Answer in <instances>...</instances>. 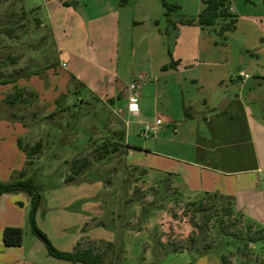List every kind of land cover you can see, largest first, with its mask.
<instances>
[{
  "label": "crops",
  "instance_id": "obj_1",
  "mask_svg": "<svg viewBox=\"0 0 264 264\" xmlns=\"http://www.w3.org/2000/svg\"><path fill=\"white\" fill-rule=\"evenodd\" d=\"M230 3L237 16L236 29L220 43L213 32L198 26L202 3L188 25L184 19L169 22L163 5L162 18L150 14L147 0H129L125 6H120L119 0H46L47 24L54 59L58 58L55 65L65 81L59 92L66 95L76 84L78 97L88 92L118 106L127 119L125 142L130 148L126 158L130 165L147 175L172 177L182 196L226 200L245 221L264 229V0ZM139 9L138 16L132 18L130 12ZM185 26L192 28L194 36L182 45ZM87 38L91 43L95 38L103 46L97 56H89ZM107 39L113 45L111 56L105 54ZM124 47L133 55L141 54L140 70L130 67L125 74L120 72ZM63 55L68 56V63ZM20 81L23 79L12 85L24 90ZM132 83L138 85L139 110L135 115L128 111ZM31 92L38 96L37 91ZM156 119L163 121L157 135L151 137L157 141L131 146V133L141 136V125ZM8 131L16 145L13 154L19 160L7 171L2 169L4 163L0 164L2 182L12 181V174L26 172L30 162L19 145V136ZM7 202L12 213L23 211L24 215L22 219L8 217L0 227V264H73L55 263L38 237L26 243L24 235L21 247H5L3 230L23 228L27 210L20 208L24 202L4 194L1 216ZM108 244L113 246L111 241ZM157 264L211 263L204 257L195 261L183 252L165 256Z\"/></svg>",
  "mask_w": 264,
  "mask_h": 264
},
{
  "label": "rangeland",
  "instance_id": "obj_2",
  "mask_svg": "<svg viewBox=\"0 0 264 264\" xmlns=\"http://www.w3.org/2000/svg\"><path fill=\"white\" fill-rule=\"evenodd\" d=\"M147 1L150 14L162 18V1ZM166 1L179 7L170 17L174 22L192 21L201 5V0ZM139 11L132 10L129 15L135 18ZM47 23L46 0H0V122L4 123L0 125V164L4 163L2 169L7 171L19 160L13 154L16 145L8 129L28 150L42 143L25 173L34 176L42 196L36 225L52 245L63 252H72L75 246L93 247L106 264H157L165 256L183 252L195 261L204 257L211 264H264V230L234 212L230 202L211 196H182L174 188L172 177L147 175L130 165L123 154L124 145L110 158L97 161L103 143L110 140L113 145L118 141L115 134H126L127 119L117 105L88 92L82 97L59 92L65 81L55 65L58 58L54 59ZM185 27L182 45L194 36L192 28ZM87 39L89 56H97L98 48L103 46L95 38L93 43ZM105 48L106 56H111L113 45L109 39ZM122 49L120 72L130 67L135 72L140 70L141 54ZM63 57L68 63V56ZM19 79H23L20 84L24 85V97L32 101L30 105L12 106L7 101L18 89L12 84ZM31 90L38 96L30 97ZM131 135V146L157 141L133 132ZM83 158L89 159L87 166L74 174L73 162ZM12 175L14 179L18 176ZM70 175L75 181L66 184ZM7 195L25 203L20 205L24 211L27 209L25 223L19 228L28 243L36 237L28 222L30 198L25 192ZM3 209L0 227L8 217L22 219L24 215L23 211L12 213L8 202ZM252 237L260 240L252 243ZM53 261L66 263L55 258Z\"/></svg>",
  "mask_w": 264,
  "mask_h": 264
},
{
  "label": "trees",
  "instance_id": "obj_3",
  "mask_svg": "<svg viewBox=\"0 0 264 264\" xmlns=\"http://www.w3.org/2000/svg\"><path fill=\"white\" fill-rule=\"evenodd\" d=\"M161 1L163 7L165 8V16L168 18L169 22H171V14L174 11H177L179 7L175 4L168 3L166 0ZM128 2L129 0H119L120 6H125L126 4H128ZM201 3L203 8L196 20L198 26L203 30L213 32L214 35L218 38V41L216 43H220L221 41L226 40V34L235 31L237 23V16L231 11L230 0H201ZM192 22L193 20L187 21V23ZM173 65L174 63L168 67H164L163 69L166 70L167 68L173 67ZM69 93L80 96V93H78L76 88H70ZM29 95L32 98L35 97L34 93H30ZM7 101L12 106L20 104L30 105L32 102L28 98L24 97V90L21 89H17L14 95L8 97ZM72 114L75 115L76 113L72 111ZM115 137L118 138V141L115 140L113 142V145H110V140H107L106 143H103L101 145L100 148L102 151L98 156L97 161H103L110 158V155L119 152L120 146L123 145V154H127V150L128 148H130V146L123 143L125 141V132L122 131L121 133H119V135L115 134ZM19 145L26 153L28 159L37 155L42 147V143L39 142L35 144L30 150H28L26 149V147H23L21 140H19ZM88 162V158L75 160L72 164L74 174H80L82 170L87 166ZM74 181L75 176L70 175L66 178L65 182L66 184H73ZM18 192H25L30 198L31 210L28 216V222L33 234L44 242L49 256L57 260H62L73 264H106L103 256L100 253L96 252L93 247L81 248L78 246L72 252H63L56 249L49 241L47 236L38 229L36 225V214L41 204L42 196L35 186L34 176H26V173L22 172L18 174L16 179L10 182H2L0 180V198L4 194H13ZM23 237L24 233L21 228L6 227L3 230L2 240L5 247L18 248L23 244ZM259 240V238L252 237V239H250V242L254 243L258 242Z\"/></svg>",
  "mask_w": 264,
  "mask_h": 264
},
{
  "label": "built area",
  "instance_id": "obj_4",
  "mask_svg": "<svg viewBox=\"0 0 264 264\" xmlns=\"http://www.w3.org/2000/svg\"><path fill=\"white\" fill-rule=\"evenodd\" d=\"M241 76H245V75L241 74ZM137 90H138V85L136 83H132L128 88V92H129V95L127 97L128 111L134 115L137 114L139 110ZM162 125H163V121L161 119H156L153 122H145L141 125L139 133L145 139L154 137L155 135H157Z\"/></svg>",
  "mask_w": 264,
  "mask_h": 264
}]
</instances>
